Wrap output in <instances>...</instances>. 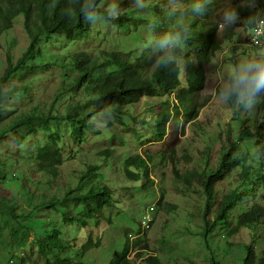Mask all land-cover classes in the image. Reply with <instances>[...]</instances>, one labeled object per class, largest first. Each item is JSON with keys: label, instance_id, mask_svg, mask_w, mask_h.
Wrapping results in <instances>:
<instances>
[{"label": "rangeland", "instance_id": "rangeland-1", "mask_svg": "<svg viewBox=\"0 0 264 264\" xmlns=\"http://www.w3.org/2000/svg\"><path fill=\"white\" fill-rule=\"evenodd\" d=\"M167 1L104 0L90 16L88 32H58L42 37L36 44V50L40 51L37 56H29L26 60L29 65L11 74L3 87L5 111L0 118V208L12 207L13 203L17 208L16 217L0 213V264L19 261L44 264L50 255L39 244L54 233L65 244L63 252L55 249V253L69 255L72 264L79 259L84 264H111L116 255H122L125 245L129 247L125 258L131 264H149L145 261L149 256L156 257L159 264H212L213 261L243 264L249 246L255 252L252 264H258L264 257V218L250 228L243 227L230 234L238 224L241 205L230 214V224L215 227L210 235L204 236L203 214L209 198L196 179L190 177L191 172L199 174L215 168L229 138L234 140L243 129L263 135L264 144V126L257 127L264 124L263 99L251 109H240L234 99V95L238 97L245 90L243 77L250 75L243 73L242 67L264 57V47L248 46L251 31L243 21L236 18L229 22L225 18L226 10L233 5L244 6L245 0H215L216 19L240 27L235 29L234 39L224 43L222 51L207 66V81L198 94V102L207 104L199 110L196 120L187 121L183 108L179 115L174 112L176 95L187 88L183 74L180 89L142 96L137 108L132 107L130 112L124 105L125 112L106 114L81 90L70 88L81 76L70 60L76 52L87 51L99 63L104 52L131 53L133 58L149 48L154 50V56L162 49L171 52L173 44L169 36L157 33V26L153 29L149 25L156 21L155 7L162 2L163 7ZM175 1L179 3L172 0L170 6L177 7ZM143 3V9L133 6ZM116 13L118 17L129 18L130 23L124 28L117 27L111 21ZM0 43L1 78L9 60L16 65L30 44L23 16L3 34ZM181 51L195 61L189 46L183 43ZM179 66L183 69L184 63L180 61ZM257 95L264 98V91ZM51 111L57 118L56 122H48L50 131L43 123L32 120V126L2 133L18 119ZM89 111L93 113L86 138L74 141L72 122L61 120L68 116L83 117ZM168 111L172 115L167 123V135L160 138L157 120ZM52 139L59 140L58 147H54L62 158L59 181H53L50 175L38 174L36 169L38 150L52 144ZM258 139H253L252 145ZM111 148L114 156L99 160V151ZM137 155L149 161V173L147 179L142 177L135 182L126 176V158ZM259 158L254 161L251 174L244 176L241 165L232 172L227 171L225 179L216 186L210 204L213 206L225 194L246 186L253 189L252 200L247 198L249 201L243 206L247 210L254 203L264 207V161ZM92 164L96 167L93 173L100 176L88 180L91 174L88 166ZM184 174L189 183L181 179ZM103 185L111 189L109 206L103 208L101 217L97 214L95 220L87 219L83 205L74 203V195H84L92 187ZM213 217L214 214L207 215L210 220ZM71 218L81 219L86 227L72 224ZM12 228L24 235L22 245L10 237ZM88 236L96 248L78 258L76 254ZM137 238L148 245V250L139 251L143 256L136 254L137 248L133 247Z\"/></svg>", "mask_w": 264, "mask_h": 264}, {"label": "trees", "instance_id": "trees-1", "mask_svg": "<svg viewBox=\"0 0 264 264\" xmlns=\"http://www.w3.org/2000/svg\"><path fill=\"white\" fill-rule=\"evenodd\" d=\"M104 0H0V41L3 34L11 30L14 22L23 16V24L28 36L30 44L27 50L19 58L16 65H13L11 59L9 65L0 78V118L5 111L4 108V91L3 87L10 79L11 74L24 69L29 64L26 60L29 56L32 58L40 52L36 50V44L42 37L53 35L58 32H88L91 27L90 16L95 13ZM172 0H168L161 5L155 7L154 16L157 22V33L163 32L165 36H169L170 42L173 44L172 37L179 33L183 43L190 47L195 54V61L190 54H183L181 47H173L168 52L167 49H162L156 56L154 50L149 48L140 56L133 58L131 53L122 52H104L103 60L99 63L94 60L92 55L87 51H79L74 53L70 58L71 63H74L80 71L81 76L78 81L70 84L73 91L81 90L84 95L90 98L91 102H97L101 111L113 113L114 111H123V106L127 105L130 112L131 108L135 110L138 101L142 96L155 95L157 92L173 93L180 89L184 80L187 88L181 90L175 97L177 101L174 104L175 113L180 114V108L185 109V119L187 121L196 120L199 110L204 108L206 101L198 102V94L204 89L206 79L207 66L213 62L218 53L223 49L224 43H230L235 37V29L240 25H232L227 21H218L216 19L217 3L215 0H179L175 1L180 7L170 6ZM244 6L233 5L231 9L237 12V18L244 22V26L251 30L254 25L249 23L251 17H264V0H245ZM196 5H201L203 14H199L193 9ZM171 13V15H170ZM88 16L89 19L85 20ZM129 18L120 16L111 21L119 28L126 27L130 21ZM187 27V37L181 29ZM163 43L166 41H162ZM161 43V47L163 46ZM1 44V43H0ZM175 57L173 60L172 58ZM161 61H167L168 66L160 65ZM184 63V68L181 69L179 62ZM99 63V64H98ZM34 62L30 64L33 66ZM99 71V72H98ZM251 75V73H249ZM242 75V74H240ZM242 83V79L238 80ZM82 87V89H80ZM67 90V88H66ZM262 89L259 93H263ZM237 99V95H234ZM264 109V99L261 103ZM240 109L246 108L244 105H239ZM92 111H89L85 116H68L61 121L69 120L72 122L74 141H79L81 138H86V130L89 129L92 119ZM168 112L162 113L157 120V136L164 138L167 135V123L171 119ZM237 115V113H235ZM57 116L52 111L46 115L32 116L31 118L18 119L12 126L3 130V134L15 132L16 129L26 125L32 126V120L43 123L48 131V122H56ZM264 126L263 123L257 127ZM258 134H261L258 132ZM263 135L257 136L250 129H243L235 136L234 140L229 138V144L224 148V152H220L217 165L210 171H202L197 174L191 172V179H196L198 185L204 189V193L208 196L205 203L204 212V236L210 235L214 229L223 224H230V214L241 207L242 212L239 214L238 224L233 227L230 234L243 227L250 228L264 218V207L254 203L247 210V206H243L244 202L251 199L253 189L251 187L243 188L242 190L234 189L228 194H225L213 206L210 204V199L215 195V188L226 177V172H232L237 166H242L243 175L251 174L254 167V161L257 157L264 161V144L262 143ZM259 137L258 141L252 145L253 139ZM52 144L43 145L38 150L37 173L50 175L53 181H59L58 170L62 167L61 153L54 149L58 147V139H52ZM244 149V150H243ZM99 160L106 161L114 156L113 149H102L99 151ZM250 163L247 164V161ZM96 164V163H95ZM95 164L89 165L88 180L99 177L100 175L93 173L96 169ZM149 161L142 155L126 158V176L133 181H140L142 177H148ZM85 174V173H83ZM177 175V173L175 172ZM35 175V176H40ZM24 178V175H21ZM179 177V176H177ZM26 179V178H25ZM184 182L189 183V178L186 174L181 178ZM151 183V181H150ZM111 189L107 185L92 187L87 193L81 196H76L74 203L83 205V211L86 218L95 220L97 214L101 217L103 208L109 206ZM68 197H70L68 195ZM33 199V196H31ZM17 207L12 204V207L0 208V213L7 212L15 216ZM214 211V212H213ZM214 214L210 220L207 215ZM72 224H80V227H86V224L77 218L69 219ZM216 227V228H215ZM10 237L23 244L24 235L17 228H12ZM41 249L49 251L50 257H46L44 264H72L69 255H58L55 249L64 251V243L57 238V234L49 237L43 243L39 244ZM132 246V244H131ZM136 247L139 255H144L143 250H148V245L142 242L141 238H137L133 242V247ZM96 248V244L92 243L88 236L86 243L80 248V253L76 254L78 258L84 257L91 249ZM128 245H125L122 255H116L111 264H131L130 260L125 258L128 252ZM135 254V255H136ZM137 258V257H136ZM134 259V257H133ZM145 261L149 264H159L156 257H147ZM255 261V252L249 246L247 247L246 257L243 264H252ZM24 261H19L15 264H23ZM9 264V263H7ZM10 264H14L11 262ZM76 264H84L80 259ZM212 264H217L213 261ZM258 264H264V257L258 261Z\"/></svg>", "mask_w": 264, "mask_h": 264}, {"label": "clouds", "instance_id": "clouds-1", "mask_svg": "<svg viewBox=\"0 0 264 264\" xmlns=\"http://www.w3.org/2000/svg\"><path fill=\"white\" fill-rule=\"evenodd\" d=\"M133 6L138 9H143L145 7V4L143 3V4L133 5ZM193 10L201 15L203 14L201 5H196ZM118 14L119 13L114 14L113 18H117ZM225 18L229 22L235 20L237 18L236 10L235 9L226 10ZM88 19L89 17L86 16L85 20H88ZM249 23L254 25V27L250 30L251 35H252V32L254 31L256 36H264V17L263 18L251 17L249 18ZM149 25L154 29L157 26V22L152 21ZM181 31H184L185 37H187L188 35L187 27L184 26L181 29ZM171 39L173 41V47H177V46L183 47V40L180 39L179 33H177V35L173 36ZM250 40H251V36L249 38V43L247 44L249 47H252L249 45ZM262 47H264V44L261 47H254V48H262ZM172 59L174 60L175 57H173ZM160 65L163 67H167L168 62L161 61ZM241 71L243 73H251V75H245L243 77V83L245 85V90L242 91L238 95L235 103L237 106L244 105L246 108L251 109L253 108L254 105H257L258 103L261 102L262 99H264L257 95L262 89H264V57H262L259 61H253V62L247 63L245 66L242 67Z\"/></svg>", "mask_w": 264, "mask_h": 264}, {"label": "built area", "instance_id": "built-area-1", "mask_svg": "<svg viewBox=\"0 0 264 264\" xmlns=\"http://www.w3.org/2000/svg\"><path fill=\"white\" fill-rule=\"evenodd\" d=\"M264 44V36H256L255 32H252L250 46L252 47H261Z\"/></svg>", "mask_w": 264, "mask_h": 264}]
</instances>
